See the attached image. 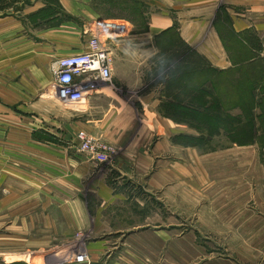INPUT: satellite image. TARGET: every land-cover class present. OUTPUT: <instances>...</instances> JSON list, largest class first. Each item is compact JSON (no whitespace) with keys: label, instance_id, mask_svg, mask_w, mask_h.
<instances>
[{"label":"crops","instance_id":"1","mask_svg":"<svg viewBox=\"0 0 264 264\" xmlns=\"http://www.w3.org/2000/svg\"><path fill=\"white\" fill-rule=\"evenodd\" d=\"M230 1L235 6L220 15L219 0H0V163L49 166L47 187L34 173H17L15 181L0 174L1 209L15 217L0 244L27 250L32 262L31 251L52 244L58 226L65 241L81 243L87 264H264V164L249 145L228 146L210 163L182 138L198 131L170 117L174 98L165 89L131 90L143 76L141 53L157 45L135 43L134 35L111 41L112 83L95 81L79 103L50 90L54 63L88 51L91 35L83 31L99 21L125 22L148 41L175 34L219 69L251 63L232 56L230 38L238 48L252 31L264 32V0ZM128 3L137 19L109 16ZM80 131L113 145L112 160L100 165L78 152ZM12 148L32 155L8 156ZM42 148L49 154L38 155ZM7 179L19 198L7 192ZM23 195L36 199L23 207ZM41 195L53 198L40 205ZM21 204L32 212L17 213ZM39 211L50 213L46 237Z\"/></svg>","mask_w":264,"mask_h":264},{"label":"rangeland","instance_id":"2","mask_svg":"<svg viewBox=\"0 0 264 264\" xmlns=\"http://www.w3.org/2000/svg\"><path fill=\"white\" fill-rule=\"evenodd\" d=\"M186 4V1H183ZM221 7L219 11L224 15L227 7H234L233 1L230 0H219ZM135 6H131V4L124 5H115L111 11H108L109 16H124L129 17L131 19H137L138 15L135 12ZM223 12V13H222ZM136 25H139L141 28H144V24L142 21L135 22ZM129 31L127 34L135 36L132 39L135 43L143 44V43H154L157 45V48L153 47H145V52L141 53L143 56V63L140 65L138 71H143V76L141 77V83L133 85L134 88L131 89L133 92L138 93L139 95H144L149 92H162L163 89L168 93V97H173L174 101H169L184 107V109H192L194 110V116H182L174 114V120L177 123H183L185 126L192 127L196 132L198 131V136H184L182 137L185 142L188 144H195L199 146L200 154L203 157L212 158L210 163H214V157H223L226 150H228V146L231 148H235L242 145H249V151L255 155H257L264 164V103L263 95L260 92L264 84V38L263 41L260 40V37H264V32H255L249 33L245 39H242L244 42L242 45L238 46L235 43L234 37L230 38L231 42V54L237 61H251V63H247L242 67H234L229 69H219L214 67L208 58L202 53L197 52L194 48H192L189 44L179 38L177 35H172L168 39L160 40L155 39L154 41H148L146 39H142L140 34L144 31ZM226 33V31H225ZM259 35V36H258ZM226 36V35H225ZM235 47L236 49H234ZM242 49V50H239ZM151 53V58H149V54ZM142 59V57L140 58ZM199 66V72L201 70L204 71V75L198 77L200 81H202L203 77L207 75V72L210 77L217 79L221 85L222 94L217 93L212 89L208 84L206 85V89L204 91L195 92L194 87L189 83L186 84V81L191 76H196L192 74V70ZM141 68V70H140ZM177 69V70H176ZM209 70V71H208ZM113 77V72H112ZM175 77H178V82H175ZM182 77L183 84L180 82ZM256 77V78H255ZM246 80L245 89L250 86L248 84V80L251 82V86L253 88H257L255 91V105L253 107L248 108L246 106H242V104H237V106H232V98H237L239 95V90H241V86L244 85ZM113 81V78H112ZM167 81V83H165ZM54 82V81H53ZM122 86L118 91L126 92L127 86ZM52 90L53 86H50ZM192 87V88H191ZM130 89V88H129ZM263 90V89H262ZM177 91V92H176ZM44 92V91H43ZM221 100V107L219 110H216V100ZM223 105V107H222ZM169 106V105H167ZM246 108V109H245ZM215 114H220L222 117V123L218 126L217 129H214L212 124L209 122V117ZM253 120V121H252ZM217 131L216 134L213 133ZM10 132L4 133V135H10ZM9 138H4V141L10 143L11 136ZM8 145V144H7ZM253 145V146H251ZM42 153H38V155H48V148H42ZM20 151H16L15 148L8 150L7 155H32L29 151L25 149L24 152L19 153ZM233 159L239 161V154H233ZM6 154V153H5ZM216 155V156H215ZM24 163H16L8 160L7 163H0V174L11 177V180H16L17 173H29L30 175L34 173L35 177L40 179L41 187H47V169L49 168L47 161L43 162H26ZM238 167V165H237ZM214 168V164H212V169ZM232 170H236V167H233ZM256 171V167H255ZM15 185V184H14ZM7 192L13 191L12 194H15L16 198L17 194L21 195V189L10 186L7 179ZM1 196H5L3 193ZM24 197L23 204L25 207L28 204H33L35 196H27ZM53 195H41L40 196V205L47 200H52ZM59 198L63 199L64 196H60ZM76 197H72V201ZM22 201V202H23ZM19 206V210L17 213L23 215H29L32 211H23L22 205ZM56 204H60L56 200ZM41 207V206H40ZM14 211L2 210L0 206V238L4 237L1 235L4 231H7V224L14 222L15 217L11 216ZM40 219L38 220V224L40 229L39 236L46 237L48 236L50 230V213L48 211H39ZM32 214H38L33 212ZM56 223L59 222V213L55 212ZM60 225V224H59ZM54 242L52 244H46L45 246L39 247V249H33L30 255L35 256L36 259L32 262H28L25 260L26 256H28L26 251H19L17 249H13L6 245L0 244V264H73L72 262V253L70 252L69 247H73L75 252L81 250V243L77 241H70L63 238V232H60V228L57 226L55 230ZM68 248V249H66ZM64 250V251H62ZM29 252V251H28ZM73 252V251H72ZM80 252H83L82 250ZM18 258H17V257ZM54 258V260H53Z\"/></svg>","mask_w":264,"mask_h":264},{"label":"built area","instance_id":"3","mask_svg":"<svg viewBox=\"0 0 264 264\" xmlns=\"http://www.w3.org/2000/svg\"><path fill=\"white\" fill-rule=\"evenodd\" d=\"M130 26L125 22L99 21L89 24L83 31L88 40L89 50L58 59L53 67L54 94L67 103H79L87 93L96 88L95 81L112 83L113 55L110 42L125 37ZM81 78L78 82L76 79ZM78 152L88 155L100 165L109 163L116 149L113 145L84 131L77 134ZM74 264H87L84 252H74Z\"/></svg>","mask_w":264,"mask_h":264},{"label":"trees","instance_id":"4","mask_svg":"<svg viewBox=\"0 0 264 264\" xmlns=\"http://www.w3.org/2000/svg\"><path fill=\"white\" fill-rule=\"evenodd\" d=\"M199 66H196V68H194L192 70V74L194 75V73H196V76H191L188 81H186V84H191L195 90V92H202L204 91V89H206V85L208 84L210 87H212L213 90H215L217 93L219 94H222V91H221V83L215 79V78H212L209 76L208 72H207V75H205L202 79V81H200L199 77H198V74L200 76V73H201V76H203L205 73L203 70H201L199 72ZM209 71V70H208ZM256 78V77H255ZM248 84H250V86L248 87V89L246 88L245 89V86H246V80L244 82V85L241 86V90H239V95H237V98H232V99H235V100H232V106H237V104H242V106H246L248 108L249 107H253V105H255V97L256 95L254 94L256 89L257 88H253L251 86V82L248 80ZM192 88V87H191ZM263 89V90H262ZM262 89H260V92L262 93V95L264 96V84H263V87ZM263 101L264 103V97H263ZM216 110H219L220 107H221V100L217 98L216 100ZM248 105V106H247ZM223 107V105H222ZM169 110L172 111V114H170V117L171 118H174V114L175 115H186V116H189L190 113L192 114L191 116H194V110L190 109H184V107H182L181 105H178V104H170L168 106ZM246 109V108H245ZM253 121V120H252ZM209 122H211L212 124H215L214 129H217L218 126H220V124L222 123V117L220 114H215V115H212L209 117ZM213 129V133L216 134L217 131H214Z\"/></svg>","mask_w":264,"mask_h":264}]
</instances>
